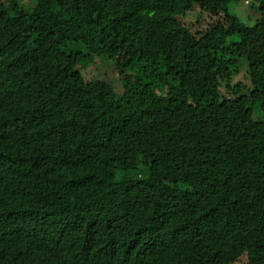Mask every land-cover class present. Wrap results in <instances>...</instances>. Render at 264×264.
I'll return each instance as SVG.
<instances>
[{"label": "trees", "instance_id": "1", "mask_svg": "<svg viewBox=\"0 0 264 264\" xmlns=\"http://www.w3.org/2000/svg\"><path fill=\"white\" fill-rule=\"evenodd\" d=\"M28 1L0 0V264H264V0ZM122 55L101 102L83 70Z\"/></svg>", "mask_w": 264, "mask_h": 264}, {"label": "rangeland", "instance_id": "2", "mask_svg": "<svg viewBox=\"0 0 264 264\" xmlns=\"http://www.w3.org/2000/svg\"><path fill=\"white\" fill-rule=\"evenodd\" d=\"M26 6H31L36 13L42 14L47 9L46 4L34 5L32 1L21 0ZM241 3L237 6V11L243 16V22L247 25H251L253 20L258 19L259 13L253 12L248 6V0L240 1ZM49 8V6H48ZM250 19L251 21L247 20ZM247 20V21H246ZM9 25V24H8ZM236 26V25H235ZM237 27V26H236ZM11 32L14 34L21 33V24L16 22L10 25ZM242 49L246 51L248 45L245 44L244 40L241 43ZM59 61V60H58ZM55 59V66L59 67L60 64ZM243 66L232 65L231 62H225L218 66L216 74L217 81H221L222 84L238 83L240 85H249V80L245 74ZM129 69V64L125 55L118 57L112 61H103L94 58L91 64H88L83 70L89 82L93 83L95 90L99 94V99L103 102L106 98L104 96H111V100L125 101L129 94L133 93V88L136 83L133 80H126L120 71L124 73ZM263 97L262 95H260ZM195 103H190V108L194 109ZM261 113L264 114V106H261ZM238 264H243L239 262Z\"/></svg>", "mask_w": 264, "mask_h": 264}]
</instances>
